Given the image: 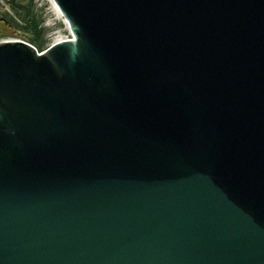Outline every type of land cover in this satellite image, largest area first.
Here are the masks:
<instances>
[{"label":"water","instance_id":"water-1","mask_svg":"<svg viewBox=\"0 0 264 264\" xmlns=\"http://www.w3.org/2000/svg\"><path fill=\"white\" fill-rule=\"evenodd\" d=\"M0 40V264H264V0H53Z\"/></svg>","mask_w":264,"mask_h":264},{"label":"rangeland","instance_id":"rangeland-1","mask_svg":"<svg viewBox=\"0 0 264 264\" xmlns=\"http://www.w3.org/2000/svg\"><path fill=\"white\" fill-rule=\"evenodd\" d=\"M29 2L30 0H14L13 2H11V0H0V17H9L13 21L22 24V15L25 8L18 9L17 11V8H14L13 5L20 4L27 7L30 4ZM31 5L35 16L41 20L39 27L45 29L43 33L45 44L42 49H38L34 44L28 41V38L32 34L29 30H23L16 26L14 28L15 32L1 36L0 40H24L35 46L38 51H41L46 48L47 44L51 41L71 37L69 25H67L68 23L59 15L51 0H32Z\"/></svg>","mask_w":264,"mask_h":264},{"label":"trees","instance_id":"trees-1","mask_svg":"<svg viewBox=\"0 0 264 264\" xmlns=\"http://www.w3.org/2000/svg\"><path fill=\"white\" fill-rule=\"evenodd\" d=\"M13 1L14 0H11V2ZM31 2L32 0H30V4L27 7L20 4L13 5L14 8H17V11L18 9L20 10L25 8L22 15V24L13 21L9 17H2L0 19V37L15 32L14 28L16 26L23 30H29L32 34L28 38V41L34 44L38 49H42L45 44V40L43 39L45 29H41V27H39L41 20L35 16Z\"/></svg>","mask_w":264,"mask_h":264},{"label":"bare ground","instance_id":"bare-ground-1","mask_svg":"<svg viewBox=\"0 0 264 264\" xmlns=\"http://www.w3.org/2000/svg\"><path fill=\"white\" fill-rule=\"evenodd\" d=\"M51 2L53 3L54 7H55L56 10L58 11L59 15L64 19V21H65L66 23H68L67 20H66V18L62 15V13L60 12V10L58 9V7H57V5L55 4V2H54L53 0H51ZM67 25H68V24H67ZM67 27H68V26H67Z\"/></svg>","mask_w":264,"mask_h":264},{"label":"built area","instance_id":"built-area-1","mask_svg":"<svg viewBox=\"0 0 264 264\" xmlns=\"http://www.w3.org/2000/svg\"><path fill=\"white\" fill-rule=\"evenodd\" d=\"M71 33V32H70ZM71 36H72V34H71ZM55 41H57V40H54V41H51V42H49L48 44H47V46L46 47H48L49 45H51L53 42H55ZM45 49V48H44ZM43 49V50H44ZM38 50V49H37Z\"/></svg>","mask_w":264,"mask_h":264},{"label":"flooded vegetation","instance_id":"flooded-vegetation-1","mask_svg":"<svg viewBox=\"0 0 264 264\" xmlns=\"http://www.w3.org/2000/svg\"><path fill=\"white\" fill-rule=\"evenodd\" d=\"M2 17H0V19H1Z\"/></svg>","mask_w":264,"mask_h":264}]
</instances>
